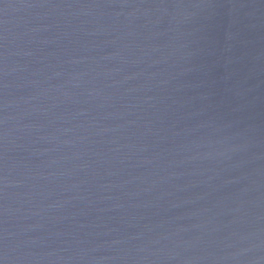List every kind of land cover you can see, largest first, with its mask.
Segmentation results:
<instances>
[{
  "label": "water",
  "instance_id": "obj_1",
  "mask_svg": "<svg viewBox=\"0 0 264 264\" xmlns=\"http://www.w3.org/2000/svg\"><path fill=\"white\" fill-rule=\"evenodd\" d=\"M0 264H264V0H0Z\"/></svg>",
  "mask_w": 264,
  "mask_h": 264
}]
</instances>
